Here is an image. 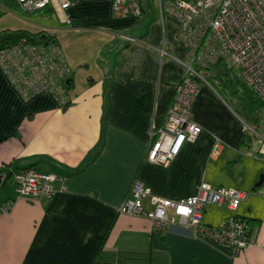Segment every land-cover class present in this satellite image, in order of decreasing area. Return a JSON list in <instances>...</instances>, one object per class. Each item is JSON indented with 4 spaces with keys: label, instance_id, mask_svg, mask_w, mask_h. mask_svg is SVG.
I'll list each match as a JSON object with an SVG mask.
<instances>
[{
    "label": "crops",
    "instance_id": "0c3cea01",
    "mask_svg": "<svg viewBox=\"0 0 264 264\" xmlns=\"http://www.w3.org/2000/svg\"><path fill=\"white\" fill-rule=\"evenodd\" d=\"M151 5L139 17H114L111 0H69L65 9L54 1L49 16L36 17L6 7L0 16V30L55 35L73 77L72 103L62 108L48 93L24 97L0 67V204L15 198L12 176L24 167L54 172L64 186L49 200L18 199L0 214V264H264L260 98L261 106L238 105L239 112L202 85L192 104L198 137L167 166L145 159L187 51L178 19ZM220 65L208 69L214 79ZM214 135L222 140L217 154ZM134 179L173 199L195 194L203 180L248 191L236 210L208 204L202 220L218 226L230 215L253 219L255 241L234 254L186 229L156 230L148 218L119 213Z\"/></svg>",
    "mask_w": 264,
    "mask_h": 264
},
{
    "label": "built area",
    "instance_id": "2783aa9c",
    "mask_svg": "<svg viewBox=\"0 0 264 264\" xmlns=\"http://www.w3.org/2000/svg\"><path fill=\"white\" fill-rule=\"evenodd\" d=\"M14 1L25 13L51 6L54 1L61 9L69 5V0ZM111 2L114 17L143 14V0ZM158 4L161 15L166 9L178 19L179 35L187 46L185 58L178 61L182 74L174 84L163 121L154 123L149 132L145 159L167 166L184 143L194 141L202 131L194 119L192 104L202 84H209L208 67L221 63L264 102V0H158ZM160 52L175 58L163 48ZM0 67L24 97L42 92L62 103L68 98L63 80L71 71L60 46H41L22 39L0 49ZM221 143V138L214 135V154L219 152ZM12 178L16 196L0 204V214L11 211L18 199L49 200L64 191L60 177L54 172L27 167L16 170ZM247 196L248 191L239 187L214 185L203 180L195 194L173 199L153 193L149 186L134 179L117 210L148 218L156 230L186 229L199 238L225 244L233 253H238L255 241L257 228L250 230L248 221L239 215L229 216L219 226L206 225L202 218L208 204L236 210Z\"/></svg>",
    "mask_w": 264,
    "mask_h": 264
},
{
    "label": "trees",
    "instance_id": "16d2710c",
    "mask_svg": "<svg viewBox=\"0 0 264 264\" xmlns=\"http://www.w3.org/2000/svg\"><path fill=\"white\" fill-rule=\"evenodd\" d=\"M0 2H1L0 4L2 5V6H0V16L4 13V10L6 7L10 8V9L11 8H14V9L19 8L18 4L14 0H0ZM145 3H146V0H143V2H142L143 12H144V4ZM51 12H52L51 7L47 6L43 9H40V10L33 12V13H38L42 16H49L51 14ZM33 13H30V14H33ZM22 39H25L26 41H30L32 43H35V44H38L41 46H48V45L60 46L56 36L53 35L52 33L48 32V31H46V30L31 32L27 29H22V28H18V29L4 28V29L0 30V49L7 48V47L15 44L16 42L21 41ZM218 64H219V62L215 65H218ZM208 69H209V67H208ZM231 71L232 70L225 67L224 70L221 71L222 73L219 72V73L215 74V76H217V77H215V81L218 82L219 86L222 85V86H224V88H225V86H228V87L230 86V83H232V81L228 76H231V74L233 73ZM209 84L212 87L216 88L212 83L209 82ZM63 85L65 88V92L68 94V98L66 99L65 103H62L60 101H58V103L60 104V106L62 108H66L72 103V100L69 96V91L73 87V77L71 76V74L68 75V77H66L63 80ZM24 168H27V167H24ZM24 168H22V169H24ZM239 216L245 218L248 221L250 230L253 228H257V226H255V221L253 219L246 218L242 215H239ZM250 235H251V232H250ZM102 244H103V241L101 242L100 246ZM234 254H236V253H234Z\"/></svg>",
    "mask_w": 264,
    "mask_h": 264
},
{
    "label": "rangeland",
    "instance_id": "374dc122",
    "mask_svg": "<svg viewBox=\"0 0 264 264\" xmlns=\"http://www.w3.org/2000/svg\"><path fill=\"white\" fill-rule=\"evenodd\" d=\"M146 3L152 4L151 6H153V7H155L156 5L159 6L158 0H146ZM7 11L8 10H4L5 13H9ZM18 11L20 13H23V11L22 12L20 10H18ZM36 15L37 14L34 13V14L26 15V16H35L36 17ZM35 17H30L29 20L33 21V19ZM217 68L221 69V68H223V66L220 65ZM212 70L213 69H211V72H212ZM211 72L207 70V73H208V75L206 76L207 80L210 83H212L216 87L215 89L221 93L223 98L226 101H229V104H231V106L236 108V110H238L239 112H241V110L239 109L240 107L238 108V105L241 106V108L243 110H245V109L251 110V109H254L255 107H259L262 105L260 102V99H258V97H256L254 95L252 89L247 84H245L242 80L237 78V76L235 75V73L233 71H232L233 73L231 74V77H230L232 83H230L229 87L225 86L226 90L222 89V87L219 86L218 82L215 81L214 75L211 74ZM202 85H204L207 88L210 87L207 83H203ZM235 101H237V104H235ZM248 122H250V121L248 120Z\"/></svg>",
    "mask_w": 264,
    "mask_h": 264
}]
</instances>
